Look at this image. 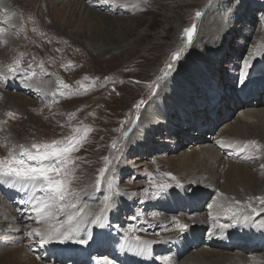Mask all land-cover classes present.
I'll use <instances>...</instances> for the list:
<instances>
[{"label":"rangeland","instance_id":"rangeland-1","mask_svg":"<svg viewBox=\"0 0 264 264\" xmlns=\"http://www.w3.org/2000/svg\"><path fill=\"white\" fill-rule=\"evenodd\" d=\"M139 1L143 6V11L133 8L138 19L133 22L132 26H137V31L125 39L127 43L122 49L109 54L108 48L99 60L95 58L96 51L87 52L82 47L84 39L77 43L70 40L74 46L78 47L68 48L70 42L67 39V34L79 33L87 38L97 39L98 35L104 32L106 26L95 24V21L91 19L87 20L89 18L86 13H84V17L73 15L66 6L64 9L69 16L67 19L74 21V25L64 28V20L58 21L55 15L56 11H54V8L58 9L61 6L47 2L45 5L47 9L39 8L44 27L54 37L69 42L68 47L65 48L64 45L62 53H59L61 52L60 48L56 46L57 44H51L50 40L47 43L51 49L41 48V53L36 55L34 61L25 59L26 52L20 55L21 63L16 72H9L7 67L0 68V91L5 93H16L14 91L17 90L16 84L19 86L22 84L21 90L25 88L28 81L24 79L23 74H26V77L32 75L36 78L38 70L41 69L46 71L47 76L51 78L45 81L46 93L43 96L27 93L29 98H26V103L23 106L15 105L7 97L4 98V107L0 108V155L6 158L8 153L13 150L18 155L21 145L31 148L34 143H52L53 141H63L65 138H67L65 139L67 142L70 137H82L77 145L78 150L70 153L73 162L69 164V168L72 170V175L67 179L71 180L72 192L78 196V198L73 196L71 201L86 209V203H88L89 216L96 212L101 213L100 221L91 229H88L91 225L87 227L85 232L91 234L96 230H100L99 233L103 230L104 233L114 237V242L111 240L108 243H113L115 246L125 245L127 242L124 240L138 245L136 237H139L141 241H149L150 245L159 246L157 244H162L166 237L164 233H175L173 230L176 231L177 228H174V221L181 216L178 212L184 211L185 207L180 205L176 210L169 211L165 210L162 204L172 195L183 194V190L181 187L161 188L160 185H168L163 180L162 172H174L183 180L187 179L182 175L183 172L193 163L199 165L200 156L198 150L194 149V139H198V137L187 134V131L193 132L194 135L198 131L201 132L198 123L196 127H191L192 118L196 120L202 114V107L204 108V105L211 102L208 95H213V88L217 85L221 89L223 83L226 85L231 81L230 86L236 89V86L232 84L233 80H238L239 83L244 81L242 80L244 66L240 64L245 62L246 57L251 56L253 59L258 55V57L264 58V53L255 52L257 45L264 42V0ZM91 2L94 5L100 0H91ZM117 2L119 8H125L130 12L121 14V18H117L120 14L111 15L115 17L105 15L113 18L110 20L111 23L117 22L113 36H111V39L114 38V40H110L109 43H116L115 38L122 36L121 32L126 28L127 20L135 18L130 9L132 5L128 1L117 0ZM100 7V5H94L93 9ZM249 7L247 12L249 15H245L244 9L247 10ZM101 12L108 14V10L101 9ZM196 12L201 13L199 18L196 17ZM8 15H13V13L9 12ZM237 16H240L239 21L236 20ZM251 16H254L253 19ZM13 19L12 25L0 27V38L12 45H19L23 40H16L13 37L5 39L6 37L2 33L6 26L9 32L19 28L17 16L14 15ZM139 23L140 25H138ZM94 25L98 26V30L92 33ZM193 25H195L196 31L189 43L185 29H189ZM261 27L262 31L258 32ZM61 28H63L64 34L60 35L57 32ZM219 28L222 32L217 37L213 33ZM23 34L26 36V31ZM121 40L123 38L118 42ZM20 46L22 49L24 48L23 43ZM177 51H181L180 57L173 61V53ZM2 60L0 58V62L4 61ZM214 63L217 64L216 67L213 66ZM169 64H171V70L165 76L164 73ZM66 65L67 69H65ZM191 72L193 73L191 74ZM214 74H219L218 78L223 77L221 84L218 83V80L213 81ZM197 75L202 77L199 81H204V83L196 86L194 85L196 80L192 82L191 79ZM253 76L248 75L249 78H246L249 81L259 80V75L253 73ZM16 80L19 82H14ZM59 81H63L71 87L64 92ZM190 82L191 84H189ZM3 84H6L5 87ZM10 84L15 85L11 87ZM213 84L216 85L213 87ZM209 85H211L210 90H208ZM188 86L191 87L189 91H187L190 88ZM227 90L228 87L225 88V91ZM61 92H64L65 95H60ZM167 92L180 95L174 102L175 107L184 108L187 103L191 106L183 114L179 111L168 112L173 106L163 101ZM21 93L23 92L17 94ZM8 103L13 105L9 108V113H13V116L7 115L6 104ZM196 111L199 113L194 117ZM211 117L206 113L205 120H209ZM237 117L235 116L230 124L227 123L229 124L228 131L230 128H234L235 123L238 122ZM226 119L229 122L231 117ZM221 121V123L218 120L215 121L216 129L219 131L224 122ZM152 123L155 126L162 125L160 129L158 127L157 131L153 132L155 135H151ZM164 125L171 127V130L168 131ZM230 134L227 137H231ZM111 140L115 147L110 144ZM252 150L255 151L256 147H252ZM25 161L26 164L36 166L35 161H28L26 157ZM105 168H108L109 171L105 174L101 188L97 189L96 182L100 170ZM2 178L4 179V177ZM8 180L12 183L17 182L11 178ZM109 181L112 182L111 192L108 187ZM17 190L16 187L15 192ZM3 193L1 188L0 196L3 197ZM39 193L35 196L43 195V193ZM6 200L5 205H13L7 198ZM209 201L211 199L208 200L207 206L210 204ZM109 207L110 213L108 214ZM2 208L4 207L0 204V209ZM79 209L80 207L76 212L80 213ZM187 210L192 209L188 208ZM155 212L170 215L169 217L174 216L173 225L163 226L162 222H158V213ZM67 213L57 220L60 225L69 220ZM188 213L193 217L198 214L193 211ZM210 213L207 211L208 216ZM32 215L25 213L23 217L31 218ZM70 215L74 216L73 213ZM3 217L4 219L0 216V249L3 246H8L9 240L20 237L16 236L9 224L8 214ZM87 217L88 215H86ZM183 219L184 217L181 216L182 222ZM78 220L82 225L89 222V220L85 221L81 218ZM77 222L75 228H82ZM227 222L225 221L224 224L230 225ZM29 224L41 227L40 224H34L30 219L24 224L25 226L23 225L25 229L21 233V237L25 236V238L22 239L19 246L24 250H26L25 245L29 239L25 234ZM206 231L208 230L205 229L204 232L206 233ZM156 233H163V236H156ZM205 233L201 239L204 238ZM69 245H73V242ZM113 245L109 244V246ZM199 246L198 243L194 244L193 248H189L184 255L179 256L177 264H181L183 259L190 255L193 258V251L202 250L203 245ZM15 248L17 246H12L10 249ZM39 249L42 250V247L36 242L33 247H29L28 257L20 256L22 259L20 262L16 263L8 258H1L0 264H36L31 253L38 256ZM204 249L206 248L204 247ZM86 250L87 248L84 251ZM218 251L222 254L238 252L236 250ZM169 253H156L157 258L154 257V260L162 263L164 258L171 257ZM204 253L206 252L201 251L200 253L204 260L215 261L227 258L220 254L215 257V260L213 256L206 259L203 257ZM50 256L55 257L54 255ZM195 256L200 257L198 254ZM100 257L105 258L107 255ZM113 257H116V254ZM110 260L114 261V258H110ZM66 261L68 258H64L63 264H68ZM42 263L58 264L52 260L42 261ZM91 263L94 264L92 259Z\"/></svg>","mask_w":264,"mask_h":264},{"label":"bare ground","instance_id":"bare-ground-1","mask_svg":"<svg viewBox=\"0 0 264 264\" xmlns=\"http://www.w3.org/2000/svg\"><path fill=\"white\" fill-rule=\"evenodd\" d=\"M0 1L2 2L0 4V27L4 25H12V23L14 22V15L17 16L19 21L18 29L13 28L14 30L9 32L6 26V29L2 30L3 35L6 37L5 39L13 37L16 40H23L19 45H12L10 42L4 41L0 38V58L4 60H2L3 62H0V68H9V66L13 65L14 62L19 59V56L24 52L27 53L25 58L26 60L34 61L36 55L41 53V48L51 49L49 43H47L50 40L51 44H57L56 46H58L61 51L59 53H62L63 46L65 45V48H67L70 40H74L77 43L84 39L82 47L85 48L87 52L96 51L97 56L95 58L99 60L106 49L109 48L107 52L109 54H112L122 49V47L126 45L127 41L125 39H128L127 37L131 33L137 31V26H132L133 22L138 19L133 8H137L139 11H143V6L139 0H121L123 2L128 1L132 5L130 9L131 13H134L133 16L135 18H129L127 20L128 22H126L125 25L126 28H124L121 32L122 36H119V38H115V40H117L116 43H109L110 40H114V38L111 39V36H113V31L117 23H111L110 20H112L113 18L109 17H115L111 15L120 14L117 18H121V14L130 12L125 8H119V3L117 2V0H100L99 3L94 4L96 6H101L98 9H93L94 5L91 0ZM47 2H50L51 4H58L59 6H61V8L58 9L54 8V11H56L55 15L58 21H61V19L62 21L64 20V28H70L74 25V21L67 19L69 16L64 9L66 6H68L67 9L71 11V14L84 17L83 15L84 13H86L87 17L89 18L87 20H94L95 24L105 25L106 28L102 34L98 35L97 39L87 38L86 36H83L79 33L67 34V39L69 40V42L67 43L65 40L59 39L58 37L56 38L51 35L44 27L39 8L42 7L44 10L47 9L45 7ZM101 9L106 11L108 10V14L110 15L102 13ZM249 9L250 7L247 10L244 9L245 15L248 14L247 12ZM9 12H12L13 15H8ZM253 17L254 16H251L252 19ZM236 20L239 21L240 16H237ZM138 25H140V23ZM97 30L98 26L94 25V28H92V33L96 32ZM25 31L26 36L23 34ZM260 31H262V27L260 28V30H258V32ZM221 32L222 30L221 28H219L218 31L213 34L218 37V34H220ZM57 33L60 35L61 33L64 34L63 28H61L60 31L58 30ZM121 38H123V40H121L122 42H118ZM22 43L24 44L23 49L20 46ZM25 46L28 47L26 48ZM77 47L78 46H74L72 42H70L68 48L71 49ZM255 52H258V54L264 53V42H261L257 45V49L255 50ZM100 53L101 55H98ZM245 63L249 65V68L247 69V72L245 68L242 72V80L244 81L239 83L238 80L235 81L234 79L232 84L236 86V89L230 86L231 81H229V83L226 85L225 83H223L222 87H220L221 89L218 88L219 85L213 88L216 85L213 84V95H208V98H211V102H209V104L207 105H204V108L201 106L203 112L198 116L196 120H194L195 118H192L193 122L191 123V127H196V124L198 123L197 125H199L201 128V132H196V135H194V133L191 131H187V134L193 135V137H198V139H194V149L198 150V152L200 153L199 161L197 160L199 165L193 163L188 169L183 172L182 175L187 178L186 180H183L174 172H162L163 180L167 182L170 187H181L183 190V194L180 193L175 196L172 195L169 198L165 199L164 203L162 204L165 210L169 211L174 209L176 210L178 207H180V205L184 206V211L178 212L181 214V216L184 217L183 222L180 220L181 216L175 219L174 216L169 217L170 215H164L161 214V212H157V214L155 212L158 215V222H162L163 226L165 227H170L172 221H174V219L176 220L174 221V228H177V230H173V232H175L174 234L164 233L166 237H163L164 239L162 238V244H157L159 246H153L154 244L145 246L141 243H139L138 245H134L126 240H124L125 242H127L125 245L118 244L119 246H115L113 245V243H108V241L111 240L112 242H114V237L110 234L104 233L103 230L100 233V230H96V232L91 234L85 232V230H87V227L91 225V227L88 228L91 229L97 224V220L95 217L101 216V213L99 212H96L92 216H89L87 212L88 203L85 202L87 205V209L82 205H76V208L73 209H66L64 213L56 217L55 224L57 227H60V224L59 222H57V220L65 216L67 212V214L73 213L74 219L72 220L71 225L68 224V220L61 224L64 226L63 228H61V230H64V228L67 227H73L75 230V223L77 222L78 218L84 219L85 221L89 220V222L84 225L80 224L78 220L77 223H79V226H81L82 228L79 229V232L76 235V239H86L88 243L78 244L73 242V245H69L71 242L63 244L58 242H51L48 244H44L46 246V249L43 252H41L42 250L39 249L40 254L38 256L34 255L33 252L31 253L33 261L36 264H45L42 263V261L47 262L52 260L55 263L63 264L64 258H68V261H66L68 262V264H92L91 259L93 260L94 264H100V262L102 264H137L138 262L140 264H143L144 262L146 264H155L150 260L151 257L157 258L156 253L164 254L165 252H170V258H164L162 263H159L155 260L156 263L177 264L179 261V256L184 255L189 248H193L192 246L198 243V246L203 245L201 251L206 252L203 254V257H205L206 259L209 256H213V259L215 260V257H218L220 254L222 256H226L227 258L215 261L204 260L200 255L201 251H193V258L190 257L192 255L189 254L190 256L183 259V262L181 264H213V262L214 264H264V245L259 247L258 245L250 246L248 244L252 240H255L249 238L252 234H256V237L264 239V223H262L264 222V204L260 203L259 200V198H264V58L258 57L257 55L252 59L251 56H248L246 57L245 62L241 63L240 65L244 66ZM213 66L216 67L217 64L214 63ZM65 67V69L68 68L67 65ZM192 73L193 72H191V74ZM253 73L259 75V80L257 81L258 84H256L252 90L239 92V87H241L243 83L250 82L248 80V75L250 77H254ZM47 74L48 73L46 71L41 69L38 70L36 78L32 75L30 77H26V74H23L24 79L28 81V83L25 84L24 89H20L22 84H20V86L19 84H10L11 87H13L14 85L17 87V90H14L16 93H5L3 91H0V108L4 107L5 97L11 100V102H13L15 105L20 104L23 106L26 103V98H29L26 95L27 93H29L30 95L38 94L39 96H43L47 91L45 88V81L51 79L49 78L50 76H47ZM219 74H214L213 81L216 82L218 80V83L221 84L223 77L218 78L217 75ZM201 79L202 77L200 75H197L196 77L191 79V81L193 82L196 80L194 85L197 86L198 84L204 83V81H199ZM260 81H262V83H260ZM14 82L18 83L19 81L16 80ZM189 84H191V82ZM3 85L5 87L6 84ZM210 87L211 85H209L208 90H210ZM226 87H228L227 91H225ZM206 88L207 85L205 86V89ZM189 90H191V87L187 89V91ZM66 91L67 89H64V92ZM18 92L23 93L17 94ZM164 96V103H170L173 106L172 109L168 112L172 113L175 111H179L181 114H183L188 110V107L191 106V104L187 103L184 108H177L174 106V102L178 99V97H180V95H175L174 93L167 92V94H165ZM251 97H256V100H254L255 102L248 103L247 100ZM6 106L8 107L9 113V108H11V106L13 105H10L8 103L6 104ZM195 113L196 114L194 115V117H196L199 112L196 111ZM206 113H208L210 117L212 116L211 118H209V120H205ZM213 116H215L214 119ZM235 116H238V122L235 123L234 128H230V130L228 131L227 127L232 122V119ZM228 117H231V120L229 122L226 119ZM217 120L220 123L222 122L221 120L224 121L222 123V128L220 131L216 129L217 124L215 123V121ZM164 126L168 131L171 130V127H167V125ZM158 127L160 129L162 125L155 126L154 123H152L151 135H155L153 134V132L157 131ZM231 132L233 133L230 134ZM228 134H230L231 137H227ZM211 135L213 136L211 137ZM65 139L63 141H65ZM112 141L113 140L110 141L111 145H113ZM251 141H255L257 145L256 150L253 151L252 147L244 150V146L248 145ZM0 158L3 157L0 155ZM252 161L255 162L253 163ZM0 187L5 192L3 193L4 198L0 196L2 201H0V204L2 207H4L0 209V213H2V215L0 216L2 217V219H4L3 216H6V214H8V220L10 222L9 224L11 225L13 231L16 233V236H20L13 240H9L8 246H3V248L0 249V259L8 258L9 260L17 263L22 260L20 256H27V253H29V247H33L36 242L38 243V245L40 244L39 237H28V233L31 232L33 228H36L35 226H32V224H29V228H27L25 232V234H27V238H29L27 244L25 245L26 250L19 246V243H21L22 239L25 238V236L21 237V233H23L25 229L24 224H26L29 219L31 222H34V224H38L35 220V212L32 209L29 201L32 200L33 194L37 195L39 192L35 191L31 186L28 185H25L22 188L20 183H12L10 182V180H8V178L3 179L2 177H0ZM16 187L18 188L17 192H15ZM213 192L215 193L214 197ZM5 197H9V201L13 203V205H5V203H7ZM12 199L13 201H11ZM68 199H73V196L69 195ZM209 199H211V201H209L210 204L207 206V202ZM236 201H239L240 204H236ZM249 204H251L252 208L257 209V211L260 212L259 216L252 215L250 219L245 221L242 218L233 217L232 212L228 211L229 208L239 210V214L240 216H242L243 214L251 212V208L247 207V205ZM79 207V211H81L80 213L76 212ZM188 208H191L192 210L188 211ZM187 211H193V213L198 214L193 217L189 215ZM207 211L211 212L209 216L207 214ZM25 213L33 215L32 217L30 216L31 218L23 217V214ZM109 213L110 207L108 208V214ZM9 215L12 217H10ZM86 215H88V217L90 218H86ZM225 221H228L227 223L230 225L227 228H222L221 225H227L226 223L224 224ZM179 224H186L187 230L181 231L178 227ZM40 225L41 228H43V225ZM103 227L105 226L103 225ZM205 229L208 230L206 231V233L204 232ZM82 230H84V232H82ZM204 233L206 235V238L204 235V238L201 239ZM156 236L162 237L163 233H156ZM231 240H242L245 241V244L243 246H227L224 243ZM109 244L113 246H109ZM44 245H41V247H43ZM12 246H17V248L19 249L15 248L11 250L10 248ZM204 247L206 249H204ZM85 248H87L86 251H84ZM215 249L225 251L236 250L238 252L235 254H222L220 253V251H216ZM81 253L87 254V260L81 261ZM44 254H46L49 259H44L46 257ZM67 254H69L70 256H67ZM115 254L116 257H113ZM196 254H198L200 257H196ZM50 255H54L55 257H51ZM104 255H107V257H100ZM146 255H148L149 257L147 258ZM110 258H114V261H111ZM126 258L129 259L128 262L126 261Z\"/></svg>","mask_w":264,"mask_h":264},{"label":"snow or ice","instance_id":"snow-or-ice-1","mask_svg":"<svg viewBox=\"0 0 264 264\" xmlns=\"http://www.w3.org/2000/svg\"><path fill=\"white\" fill-rule=\"evenodd\" d=\"M196 17L201 16L200 12H196ZM196 28L193 25L189 29H185L186 37L191 42L192 36L195 34ZM183 51V49H181ZM181 51L173 53V61L180 57ZM21 61L17 59L13 65L8 68L9 72H16L20 66ZM43 67V65H41ZM244 68L247 72L249 65L244 64ZM171 70V64L167 66V71L164 75L167 76V72ZM62 88L68 89L71 86L65 84L63 81H59ZM60 95H65L61 92ZM143 103V102H141ZM9 116H13V113H8ZM86 135V133H85ZM82 138V137H81ZM81 138H68L65 141H53L52 143H34L31 148H26L24 146H19L20 151L17 155L15 150L10 151L6 158H0V177L11 178L19 182L23 186H31L35 191L43 193L42 196H35L29 203L35 212L36 223L42 224L43 228L36 227L33 228L31 232L28 233L29 238L39 237V243L41 245L48 244L51 242L67 243L75 242L78 244H87L86 239H76V235L79 232V228L67 227L64 230L63 225L57 227L55 224L56 217L64 213L66 209L76 208V204L68 199L69 195L78 198L75 193H72L70 188L71 180L67 179L72 175V170L69 168V164L73 161L70 158V153L74 150H78L77 145L80 143ZM223 146V144H222ZM115 147V145H113ZM249 147H257L255 141L249 142L248 145L244 146V150ZM34 150V151H33ZM25 157L28 161H35L36 166L26 164ZM46 162V163H45ZM109 171L108 168L100 170L99 177L96 182L97 189H100L105 174ZM174 179V177H173ZM109 191H112V182H108ZM161 188H168L169 185H160ZM260 203L264 204V198H259ZM236 204H240L236 201ZM108 207V205H105ZM251 208V212L243 214L240 216L239 210H234L229 208L228 211L232 212L233 217H239L247 221L252 215L259 216L260 212L257 209L252 208L251 204L247 205ZM72 217L69 214L68 224H72ZM97 222L100 221V216L96 217ZM264 223V222H262ZM179 229L181 231L187 230L186 224H179ZM222 228H227L229 225H221ZM138 243L145 246H149V241H141L139 237H136Z\"/></svg>","mask_w":264,"mask_h":264}]
</instances>
